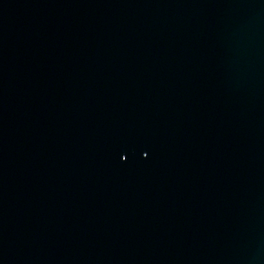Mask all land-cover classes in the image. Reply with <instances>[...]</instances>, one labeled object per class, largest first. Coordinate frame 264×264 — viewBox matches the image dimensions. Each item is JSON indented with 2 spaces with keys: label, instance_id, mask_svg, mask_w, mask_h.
<instances>
[{
  "label": "water",
  "instance_id": "95a60500",
  "mask_svg": "<svg viewBox=\"0 0 264 264\" xmlns=\"http://www.w3.org/2000/svg\"><path fill=\"white\" fill-rule=\"evenodd\" d=\"M0 264H264V0H0Z\"/></svg>",
  "mask_w": 264,
  "mask_h": 264
}]
</instances>
